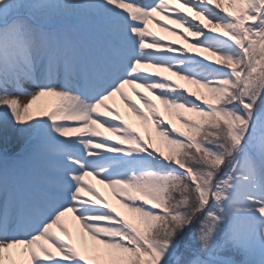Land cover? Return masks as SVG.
I'll list each match as a JSON object with an SVG mask.
<instances>
[{
  "label": "snow or ice",
  "instance_id": "1",
  "mask_svg": "<svg viewBox=\"0 0 264 264\" xmlns=\"http://www.w3.org/2000/svg\"><path fill=\"white\" fill-rule=\"evenodd\" d=\"M0 264H264V0H0Z\"/></svg>",
  "mask_w": 264,
  "mask_h": 264
},
{
  "label": "bare ground",
  "instance_id": "2",
  "mask_svg": "<svg viewBox=\"0 0 264 264\" xmlns=\"http://www.w3.org/2000/svg\"><path fill=\"white\" fill-rule=\"evenodd\" d=\"M176 7H179V5H176ZM158 20L161 24H167L169 29H176L178 32H182L183 29L180 28L179 25H175L170 23L169 21L165 20L163 16L158 17ZM150 29L152 31H154L158 36H162L164 37V42L165 43H172L175 42V44L177 46H183V47H189V44L186 43L184 40H182L178 35H172L171 32H166V31H162L161 28L156 26V23H150L149 25ZM186 35L189 36V40H191V36L190 34L185 33ZM192 52H195V50H191ZM204 55H207V53H204ZM162 75H170L167 72L162 73ZM172 79H176L175 77H172ZM177 83H181L184 85V87L188 88L191 91H195L193 90L186 82L184 81H177ZM27 87V85H26ZM125 91L127 92V94L129 96L132 97L133 100L136 101L137 104H140V101L135 97V95H133L132 91L130 88H126ZM141 92H143V89H140ZM21 101H24L27 99L26 96H21L20 97ZM157 105L161 108V111L163 112V106L159 105V101H156ZM109 104L112 105L114 108H116L120 114L130 123H132L134 126H136L138 128V130L140 129V124L139 121L136 120L135 116H133V114L129 111V109L125 106V102L121 100L120 96L117 95L115 97H113L110 101ZM142 106V105H141ZM167 115L165 114V119H167ZM177 126H179V123L177 122ZM101 131H103V129H101ZM105 135H113L112 133H105ZM91 179V178H90ZM91 182L96 186V188L99 190L100 194L103 195L108 202L115 207L118 211H120L122 214H126V210L121 208L120 204L118 203V200L116 197H114L112 195L111 189L107 188L105 185H101L99 183H97L96 180H91ZM87 195V194H86ZM178 195V193H177ZM66 223L68 224L69 228L71 230H73V232L76 231V229L78 228V224L76 221H74L72 219V214H69L66 218ZM59 234V233H58ZM86 235V234H85ZM77 243H79L77 241ZM58 255V254H57Z\"/></svg>",
  "mask_w": 264,
  "mask_h": 264
},
{
  "label": "rangeland",
  "instance_id": "3",
  "mask_svg": "<svg viewBox=\"0 0 264 264\" xmlns=\"http://www.w3.org/2000/svg\"><path fill=\"white\" fill-rule=\"evenodd\" d=\"M193 90H195V87L193 85L188 84ZM179 123V122H178Z\"/></svg>",
  "mask_w": 264,
  "mask_h": 264
}]
</instances>
